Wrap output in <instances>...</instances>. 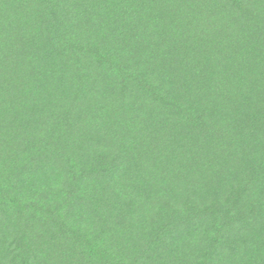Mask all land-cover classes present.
<instances>
[{"label": "trees", "instance_id": "trees-1", "mask_svg": "<svg viewBox=\"0 0 264 264\" xmlns=\"http://www.w3.org/2000/svg\"><path fill=\"white\" fill-rule=\"evenodd\" d=\"M0 264H264V0H0Z\"/></svg>", "mask_w": 264, "mask_h": 264}]
</instances>
